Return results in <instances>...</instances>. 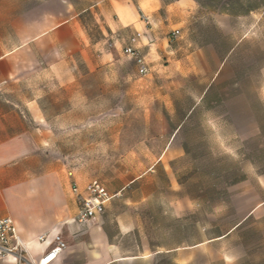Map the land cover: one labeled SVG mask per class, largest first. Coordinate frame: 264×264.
Here are the masks:
<instances>
[{
    "label": "crops",
    "instance_id": "1",
    "mask_svg": "<svg viewBox=\"0 0 264 264\" xmlns=\"http://www.w3.org/2000/svg\"><path fill=\"white\" fill-rule=\"evenodd\" d=\"M199 7L198 0H0V219L15 221L32 259L45 252L38 238L54 232L66 243L54 264H235L217 248L229 233L214 237L206 227L198 230L196 204L179 197L156 199L152 181L159 171L174 190L180 187L170 170L175 135H149V129L167 130L154 116V105L140 121L144 135L119 142L120 159L140 162L139 174L101 171V159L112 160L115 137L104 138L102 157L101 135H96L91 166L77 162L78 152L58 154L52 147L53 130L65 114H77L76 121L61 129L78 132L86 125L85 105L67 104L74 93L85 96L81 68L90 74L116 68L120 76L114 79H119L120 64L127 61L141 76L125 53L138 33L148 67L142 79L156 84L180 78L187 59L202 52L182 43L184 34L194 31L192 24L181 27V19L200 15ZM174 30L181 32L176 40L170 37ZM203 49L219 58L212 41ZM93 181L101 182L112 200L101 217L83 227L74 222L73 189L83 192Z\"/></svg>",
    "mask_w": 264,
    "mask_h": 264
},
{
    "label": "rangeland",
    "instance_id": "2",
    "mask_svg": "<svg viewBox=\"0 0 264 264\" xmlns=\"http://www.w3.org/2000/svg\"><path fill=\"white\" fill-rule=\"evenodd\" d=\"M198 1L200 15L181 19V27L192 24L194 31L185 33L182 43L202 52L187 59L181 77L152 84L127 61L120 64L119 79H114L120 76L116 68L94 74L81 68L85 96L74 93L67 104L85 105L86 125L78 132L61 129L76 121L77 114H65L53 130L57 142L52 147L58 154L78 152L77 162L91 166L96 135H101L102 157L104 138L115 137L112 160L102 158L101 171L139 174L140 162L120 159L124 146L119 142L144 135L140 121L154 105V116L167 123V130L149 129V135H175L170 170L180 187L174 190L161 170L152 181L156 199L192 201L198 230L206 227L214 237L229 233L217 248L233 263L264 264V0ZM210 41L216 60L203 49Z\"/></svg>",
    "mask_w": 264,
    "mask_h": 264
},
{
    "label": "built area",
    "instance_id": "3",
    "mask_svg": "<svg viewBox=\"0 0 264 264\" xmlns=\"http://www.w3.org/2000/svg\"><path fill=\"white\" fill-rule=\"evenodd\" d=\"M180 35V30H174L170 37L176 40ZM140 37L138 33L132 39V45L125 49V53L134 59L139 74L144 76L148 73V67L141 49L137 46ZM73 192L78 205L74 222L83 227L90 226L95 219L101 217L112 200V196L99 181L88 184L83 192H80L77 187L73 189ZM38 242L46 245V248L43 255L34 260L19 235L15 221L11 217L0 219V260L13 259L14 264H54L66 248V243L60 233L43 234L38 238Z\"/></svg>",
    "mask_w": 264,
    "mask_h": 264
}]
</instances>
